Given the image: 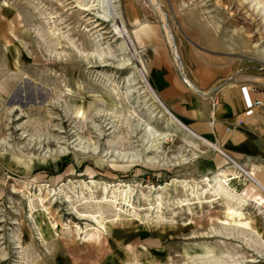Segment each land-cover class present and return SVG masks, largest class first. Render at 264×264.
Listing matches in <instances>:
<instances>
[{
	"label": "rangeland",
	"instance_id": "rangeland-1",
	"mask_svg": "<svg viewBox=\"0 0 264 264\" xmlns=\"http://www.w3.org/2000/svg\"><path fill=\"white\" fill-rule=\"evenodd\" d=\"M108 1L0 0V264H264L254 183L207 167L133 38L148 23L177 62L191 47L264 90V0Z\"/></svg>",
	"mask_w": 264,
	"mask_h": 264
},
{
	"label": "crops",
	"instance_id": "crops-1",
	"mask_svg": "<svg viewBox=\"0 0 264 264\" xmlns=\"http://www.w3.org/2000/svg\"><path fill=\"white\" fill-rule=\"evenodd\" d=\"M153 28L148 23L138 24L133 38L156 100L166 113L205 140L211 151L207 157L209 169L215 170L231 158L247 166L259 162L247 170L258 182L254 183L255 191L264 203V178L255 173L264 164V90L214 65L213 59L196 56L191 47L177 62ZM242 85L247 86L250 98L263 102L248 116L243 113Z\"/></svg>",
	"mask_w": 264,
	"mask_h": 264
},
{
	"label": "bare ground",
	"instance_id": "bare-ground-1",
	"mask_svg": "<svg viewBox=\"0 0 264 264\" xmlns=\"http://www.w3.org/2000/svg\"><path fill=\"white\" fill-rule=\"evenodd\" d=\"M95 1H97V3L101 6V8H102V12H103V16H104V15H110V14H111V6H110L108 0H95ZM251 1L255 2L256 4L259 3L258 1H255V0H251ZM81 7H82L83 10H87V9L89 8V7L85 6V5H83V6H81ZM261 12H262V16H263V18H264V8L262 9ZM160 13H161V11H160ZM119 23L122 24L120 18H119ZM118 28H119V27H118ZM117 33H118L119 35H121L123 41H125V42L127 43V45H129V48L131 49V51L134 52L133 47H132L130 41L128 40V38H127L125 32L119 28V31H117ZM127 45H126V46H127ZM173 49H174V48H173ZM175 51H176V50H175ZM262 51H264V48H262ZM134 55H135V54H134ZM135 60H136L135 62H137V63L135 64V65H136V69L139 70V72H140V76L142 77L143 81L145 82L147 88L150 90V92L153 94V96L157 99L156 95L154 94V91H153L152 88L149 86V84H148V82H147V80H146V78H145V76H144V73L142 72V69H141L140 64H139L138 60L136 59V57H135ZM157 100H158V99H157ZM169 116H170V119H171L173 122H175V123L177 124V127H178V128L184 130L185 133H188L190 136H193V137H195V138H197V139H199L200 141H202V142L205 143V140H204V139L198 137L194 132L188 130V129H187V128H186V127H185V126H184V125L178 120V119H176V118H175L174 116H172L171 114H169ZM172 121H171V122H172ZM189 135H188V136H189ZM206 143H207V142H206ZM207 144L213 148L212 144H210V143H207ZM119 155H120V154H119ZM120 156H121L122 158L125 157V155H120ZM120 156H119V157H120ZM126 157H127V156H126ZM154 161H155V160H154L153 158H150V157H146L145 159H142V158H140V156L137 155V154L129 155V156L127 157V162H128L129 164H130V163H136V162H141V163H146V164H153ZM230 161H231V164H232L235 168H237L238 170H240V171H242V172L244 173V178H245L246 180H250L251 182L255 183V185H258V182L256 181V179H255L253 173H252L250 170H246L245 168H243V166H242L240 163H238L237 161H235V160H233V159H230ZM259 185H260V184H259ZM258 187H260V186H258ZM262 189H263V188H262Z\"/></svg>",
	"mask_w": 264,
	"mask_h": 264
},
{
	"label": "built area",
	"instance_id": "built-area-1",
	"mask_svg": "<svg viewBox=\"0 0 264 264\" xmlns=\"http://www.w3.org/2000/svg\"><path fill=\"white\" fill-rule=\"evenodd\" d=\"M241 91L243 93L244 102L246 106V109L244 110L243 113L246 116L251 115L253 113L254 108L256 106L262 105L263 102L262 100H259L257 98L255 99L250 98L249 93H248V88L246 85L241 86Z\"/></svg>",
	"mask_w": 264,
	"mask_h": 264
}]
</instances>
